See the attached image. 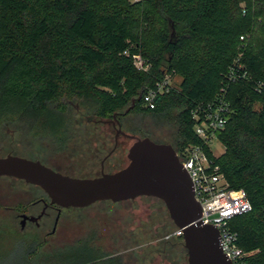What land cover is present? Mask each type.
Here are the masks:
<instances>
[{
	"label": "trees",
	"instance_id": "trees-1",
	"mask_svg": "<svg viewBox=\"0 0 264 264\" xmlns=\"http://www.w3.org/2000/svg\"><path fill=\"white\" fill-rule=\"evenodd\" d=\"M240 50L249 78L228 85L232 112L216 162L251 204L229 227L252 253L248 263L264 264V85L254 90L264 79V0H0V124L65 134L79 112L120 129L144 116L175 125L176 150L198 141L190 111L216 95ZM166 75L177 84L144 107L145 91ZM102 257L93 251L72 264H122Z\"/></svg>",
	"mask_w": 264,
	"mask_h": 264
},
{
	"label": "rangeland",
	"instance_id": "rangeland-1",
	"mask_svg": "<svg viewBox=\"0 0 264 264\" xmlns=\"http://www.w3.org/2000/svg\"><path fill=\"white\" fill-rule=\"evenodd\" d=\"M244 6V5H243ZM238 21L241 22L240 17ZM237 45V43H236ZM237 47V46H236ZM171 85L177 84L178 79L174 76H170ZM99 119L86 116L79 112L76 113L69 121L67 125V131L65 134H50L46 131L40 130L37 127H29L21 121H10L0 124V157L7 154L21 156L24 158L39 160L44 164L52 168H58L61 173L67 174L73 177H90L99 175V168L97 165L89 162L88 159H82L78 161L81 153H89L88 145L85 140L76 141L75 138L86 134L87 132H105L108 137L112 138L117 127L112 125L114 120ZM130 124L127 127L120 130L125 134H129V137H123L124 150L121 160L114 166L106 165L104 167L105 172H114L118 168H122L127 164L126 153L129 146L137 137L148 135V138L159 141L158 143L170 144L174 146V132L176 127L173 123L167 124L153 123L148 117L133 116L130 120ZM129 128V129H128ZM131 130V131H129ZM132 132V133H131ZM74 142V144H72ZM82 145H79L80 143ZM67 143V146H66ZM72 144V145H69ZM214 152L217 155H221L224 152V147L218 142L213 146ZM66 157V162L63 164H56L55 162L62 163V156ZM93 162V161H92ZM95 162V160H94ZM91 163V165H90ZM11 197L8 200L2 199V196ZM43 196L44 192L40 188L26 183L23 180L0 177V264H68L73 260L83 259L90 256L93 251L90 249H73V247H64L60 252L55 251V254H46L43 256L38 254V250L33 253H28L30 250V244L20 240L19 232L13 231L12 228H19V219L15 218V213L11 210L4 208V206H13L16 202L20 201L22 204L28 200V197ZM147 205L153 208L151 211L147 209ZM162 203L159 199L140 197L134 200H127L123 202L112 203L110 201H97L94 204L86 208H69L65 211L68 212H92L102 210L105 207V211H119V212H136L140 217H146V213L149 212H161L158 206L162 207ZM104 211V210H103ZM162 211L165 209L162 207ZM149 217L156 222L155 215H149ZM11 220V221H10ZM89 226H84V231L89 235H95L99 227L93 226L97 222L90 221ZM102 224L101 229L108 232V223L106 226ZM125 223V222H124ZM173 224V223H171ZM135 223L126 225H119L116 229L123 231V239H121L116 248L121 250V258L123 264H150L157 262V246L153 240L150 243L144 242L145 239H135L131 233H141L140 227L136 228ZM174 225H171L173 228ZM102 232V233H104ZM117 241H115L116 243ZM156 243V242H155ZM186 260V259H185ZM186 262V261H185ZM157 264V263H156Z\"/></svg>",
	"mask_w": 264,
	"mask_h": 264
},
{
	"label": "water",
	"instance_id": "water-1",
	"mask_svg": "<svg viewBox=\"0 0 264 264\" xmlns=\"http://www.w3.org/2000/svg\"><path fill=\"white\" fill-rule=\"evenodd\" d=\"M127 164L93 177H73L39 160L7 154L0 157V177H14L45 191L60 207H85L138 196L161 199L187 250V264H231L221 251L217 229L201 221L193 186L170 144L148 137L135 138L127 150Z\"/></svg>",
	"mask_w": 264,
	"mask_h": 264
},
{
	"label": "flooded vegetation",
	"instance_id": "flooded-vegetation-1",
	"mask_svg": "<svg viewBox=\"0 0 264 264\" xmlns=\"http://www.w3.org/2000/svg\"><path fill=\"white\" fill-rule=\"evenodd\" d=\"M96 121L100 122V120ZM112 125L118 128L112 138L108 137L107 133L100 131L87 132L79 136V138H75L76 141H82L83 143V140H85L88 144L86 146L89 151L88 154L81 153L78 161L88 159L92 164L95 163L99 168V174L105 172L104 167L106 165L114 166L121 160L125 146L123 138H120V135L123 137L130 136L120 130V125L116 120L112 122ZM72 144H74V142ZM65 159L66 157L63 155L62 163H55L63 164L66 162ZM46 166H48V164ZM52 169L61 172L58 168ZM140 197L159 199L152 196H138L127 200H134ZM10 198L11 197L7 198L5 194L2 196L4 200ZM160 201L163 204L162 207L165 209V212L162 211V207L158 206V210H161V212L146 213V217L144 218L140 217L136 212L105 211V207H103L102 210L92 212H68L65 210L69 208H86L95 202L85 207H60L51 203L48 196L28 197V200L23 204L18 201L13 206H4V208L13 211L15 213V218L19 219V228H12V230L19 232L18 235L21 241H26L31 245L28 251L30 254L38 250V254L46 256V254L50 253L51 256H53L55 251L60 252L66 246L73 247V249H75V247L76 249H90L91 247L93 251H99L104 254V257L101 259L114 256H120L121 258L122 251L117 249L116 246L117 243L123 239L122 234L125 233L120 229L117 230L116 227L122 224L135 223L137 225L136 228L140 227L141 233L137 235L131 233V235H134L135 239L138 240L141 238L145 239L144 242L147 243L153 240L158 248V260L157 262L155 261V264H187V250L184 246L183 236L170 218V214L164 202L162 200ZM147 209L151 211L153 208L147 205ZM152 214L156 216V222L149 217V215ZM90 221L97 222L96 225L93 226L99 227L97 230H94L97 231V233L92 236L89 235L90 233L87 234L83 230L84 226L90 225L86 222ZM100 222L103 223L104 227L108 223V229H110V226H114V228L107 230L108 232H104L101 229L102 224ZM171 225H174L173 228ZM115 241L117 242L115 243ZM72 263L73 262H71V264ZM150 264H153V262H150Z\"/></svg>",
	"mask_w": 264,
	"mask_h": 264
},
{
	"label": "built area",
	"instance_id": "built-area-1",
	"mask_svg": "<svg viewBox=\"0 0 264 264\" xmlns=\"http://www.w3.org/2000/svg\"><path fill=\"white\" fill-rule=\"evenodd\" d=\"M132 2L140 0H130ZM242 49L245 37L239 36ZM127 54L126 51H124ZM241 50L228 66L224 74V84L216 95L202 103L196 104L190 111L192 131L198 138L197 142H189L174 150L182 167L188 173L193 186V195L200 205L201 221L205 225L214 226L219 235L221 251L231 264H249L247 258L252 254L245 251L237 243V234L229 227V221L248 212L251 204L242 189H231L220 171L214 152V144H222L217 136L222 131L232 112L227 99L228 85L238 80H247L249 73L240 61ZM133 64L146 71L148 66L143 65L142 58L135 54L132 56ZM264 85V79L254 84V90L259 92ZM170 76L156 82L155 87L149 88L142 96V105L153 108L155 99L171 88Z\"/></svg>",
	"mask_w": 264,
	"mask_h": 264
}]
</instances>
